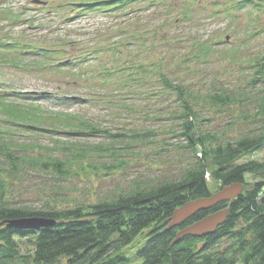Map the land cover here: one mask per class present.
Wrapping results in <instances>:
<instances>
[{
	"label": "rangeland",
	"instance_id": "374dc122",
	"mask_svg": "<svg viewBox=\"0 0 264 264\" xmlns=\"http://www.w3.org/2000/svg\"><path fill=\"white\" fill-rule=\"evenodd\" d=\"M64 1L68 0H0V46L1 41L17 38L13 39L17 51H27L26 47L20 48L23 44L17 41L19 39L31 45L45 44L50 49L63 46L64 56L81 53L88 59L78 67L66 66L63 72L52 66L53 71L49 67L42 74L24 67L25 63L32 67L40 59L30 55L20 60L15 52H10L7 59L12 57L15 62H0V90L7 88L37 96L36 100H25L43 110L46 118L42 129H50L52 113L61 112L94 123L100 132L78 138L49 129L27 130L12 125L3 114H0V132L19 144L41 146L28 151L32 156L59 155L57 151H46L57 142L87 146L95 155L81 164L71 165L61 174L32 165H22L21 170L14 173L9 169L5 173L1 170L7 183L6 196L13 205L63 209L93 203L137 187L177 179L185 168L193 165L195 154L186 147L179 133L181 120L173 116L179 112L178 101L174 94L166 93L158 81L156 66L161 61L169 68L167 72H172L171 78L184 82L192 95L189 102L197 113L196 125L200 131L221 133L223 139L233 140L254 125L243 121L242 114L256 109L253 103L261 91L260 85H250V79L252 62L264 53V11L254 15L245 8L233 11L231 17L222 12L212 15L219 10L213 7L214 1L228 4V0H200L191 5L193 17L180 22H160V18H154L152 9L137 11L139 21L135 20V10L131 13L133 22H122L129 16L96 12L65 18L58 7ZM185 2L189 3L177 0L172 15L179 16L177 11ZM138 6L139 3L132 5L127 11ZM11 16L15 17L11 19ZM159 24L165 26H160V33L152 38L154 26ZM143 26L147 32L131 37L119 35L120 29L128 28L127 31L134 34L135 27L144 29ZM165 32H175L180 38L168 42L169 38H162L161 33ZM202 38L216 43L205 61L202 57H193L194 40ZM104 68L112 70L106 82L101 80L104 73L100 69ZM228 87L232 91L241 88L250 92L252 100L236 106L212 104L207 95L213 89L228 92ZM63 96L70 101L58 104L57 97ZM100 147L104 150L100 151ZM253 157L264 161V148ZM246 179L249 183L252 180ZM207 181L210 191L217 190L213 180L208 178ZM145 241L146 237L141 238L121 255L132 257ZM20 246L22 254L31 250L24 240ZM65 262L66 259L61 258L55 264ZM132 262L138 264L135 259Z\"/></svg>",
	"mask_w": 264,
	"mask_h": 264
},
{
	"label": "trees",
	"instance_id": "16d2710c",
	"mask_svg": "<svg viewBox=\"0 0 264 264\" xmlns=\"http://www.w3.org/2000/svg\"><path fill=\"white\" fill-rule=\"evenodd\" d=\"M188 1L189 3L185 2L180 6L177 11L179 16H174L177 13L172 15L176 11L177 0H68L58 7L65 18L69 19L70 15L75 17L107 12L124 13L129 18L121 21L133 22V11L136 10L134 17L139 21L137 16L140 10L152 9L154 18H160V22H180L193 17L191 5L200 0ZM138 3L137 9L127 11L130 6ZM213 7L219 10L212 12V15L222 12L231 17L233 11L240 12L245 8L257 15L264 11V0H228V4L214 1ZM13 17L15 16L10 18ZM160 24L154 26L152 38L160 33ZM146 26H143L144 29L135 27L134 34L128 32V28L120 29L119 35L131 37L136 33L141 34V31H148ZM163 26L165 25L161 27ZM174 33L161 34L162 38H169L168 42H172L180 38ZM8 39L1 41L0 62H15L12 57L7 59L10 52H15L14 55L20 60L26 56H35L40 60L32 67L25 63L24 67L36 69L42 74L49 67L53 71L52 66L63 72L66 66L78 67L88 59V56L81 53L73 57L64 56L66 49L63 46L50 49L45 44L31 45L19 39L17 41L23 44L20 48L26 47L27 51H17L14 50L17 38ZM194 42L196 53L193 57L208 60L216 43H212L209 38ZM127 43L130 46L131 41ZM39 61L45 63L41 64ZM165 65L161 61L156 66L158 81L166 93L174 94L178 101L179 112L173 113V116L181 120L179 133L184 137L186 147L193 150L195 163L185 168L177 179L164 180L145 188L137 187L111 199L81 203L63 209H31L13 205L8 200L7 183L1 170L5 173L9 169L14 173L20 171L22 165H32L61 174L71 165L81 164L95 154L89 147L81 144L57 142L54 148L46 151H57L59 155L50 153L32 156L28 151L41 146L19 144L12 137L2 136L3 132H0V264H55L61 258L66 259L64 264H134V259L138 264H264V161L253 157L264 148V53L251 64L253 77L250 85L261 86L260 94L253 103L256 109L250 114H242L245 117L243 121L254 125L233 140L230 137L223 139L221 133L199 130L196 125L197 113L189 102L192 95L184 82L171 78L172 72H167L169 68ZM100 71L104 73L101 76L102 82H106L112 70L104 68ZM249 93L241 88L232 91L228 87V92L213 89L207 97L219 107L236 106L252 100ZM25 99L38 98L3 88L0 90V114L12 125H19L27 130L49 129H42L46 118L43 110L32 103H26ZM69 101L67 96L57 97L58 104ZM52 116L49 130L55 133L80 138L95 136L100 132L94 123L80 116L61 112L52 113ZM103 150L100 147V151ZM247 177L252 178L250 183L247 182ZM208 178L213 180L217 189L234 182H242L244 188L231 202L219 203L212 209L196 212L179 226L167 229V220L176 208L213 193L214 190L210 191L208 186ZM225 207L229 208L228 216L215 232L203 237L184 236L172 243L179 230ZM30 216L44 217L54 223L35 231L8 225L11 220ZM145 237L144 245L132 257L121 255L123 250ZM23 240L31 246L27 254H22L21 251L20 242Z\"/></svg>",
	"mask_w": 264,
	"mask_h": 264
},
{
	"label": "water",
	"instance_id": "95a60500",
	"mask_svg": "<svg viewBox=\"0 0 264 264\" xmlns=\"http://www.w3.org/2000/svg\"><path fill=\"white\" fill-rule=\"evenodd\" d=\"M242 182H234L216 190L213 194L204 198H197L185 202L181 207L176 208L167 220L166 228H172L184 223L196 212L212 209L215 205L223 202H231L243 191ZM229 208L225 207L214 213H210L199 221L187 225L179 230L172 243H176L184 236L203 237L215 232L216 228L225 221ZM54 223L53 220L40 216L18 218L8 222L9 226L24 230H39L41 227H48Z\"/></svg>",
	"mask_w": 264,
	"mask_h": 264
}]
</instances>
